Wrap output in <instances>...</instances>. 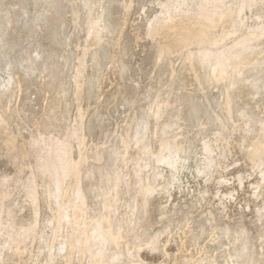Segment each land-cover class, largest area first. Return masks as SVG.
Masks as SVG:
<instances>
[{
    "label": "rangeland",
    "instance_id": "obj_1",
    "mask_svg": "<svg viewBox=\"0 0 264 264\" xmlns=\"http://www.w3.org/2000/svg\"><path fill=\"white\" fill-rule=\"evenodd\" d=\"M0 264H264V0H0Z\"/></svg>",
    "mask_w": 264,
    "mask_h": 264
}]
</instances>
